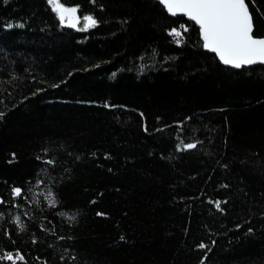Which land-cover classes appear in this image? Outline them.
Here are the masks:
<instances>
[{
    "label": "trees",
    "instance_id": "16d2710c",
    "mask_svg": "<svg viewBox=\"0 0 264 264\" xmlns=\"http://www.w3.org/2000/svg\"><path fill=\"white\" fill-rule=\"evenodd\" d=\"M61 3L0 0V264H264V64L157 0Z\"/></svg>",
    "mask_w": 264,
    "mask_h": 264
},
{
    "label": "snow or ice",
    "instance_id": "6c2138e0",
    "mask_svg": "<svg viewBox=\"0 0 264 264\" xmlns=\"http://www.w3.org/2000/svg\"><path fill=\"white\" fill-rule=\"evenodd\" d=\"M48 3L61 22H64L67 16L69 24L76 26L79 21L76 16L78 8L65 7L61 0H48ZM160 3L164 4L172 15L183 12L195 21L200 26L204 47L217 53L224 64L236 68L256 63L264 64V38H255L253 35V16L246 0H160ZM83 19L86 23L82 30L95 27L98 23L91 15L84 16ZM170 34L180 36L176 29ZM195 147L197 145L193 143L183 145L184 150ZM15 192L19 195L20 189H15ZM52 204H55L54 197ZM216 207H220V202H216ZM199 247L205 248L207 245L201 244ZM16 258L23 259L22 256ZM0 259L12 260L13 256L7 254Z\"/></svg>",
    "mask_w": 264,
    "mask_h": 264
},
{
    "label": "water",
    "instance_id": "95a60500",
    "mask_svg": "<svg viewBox=\"0 0 264 264\" xmlns=\"http://www.w3.org/2000/svg\"><path fill=\"white\" fill-rule=\"evenodd\" d=\"M157 1H159L160 2V0H157ZM162 4V3H161ZM164 7H165V5L164 4H162ZM166 8V7H165ZM166 10H167V8H166ZM168 11V10H167ZM169 12V11H168ZM171 14V13H170ZM172 15V14H171ZM176 15H184L185 17H187L189 20H191L190 18H189V16L188 15H186V14H184L183 12H177L176 13ZM191 21H193V20H191ZM193 22H195V21H193ZM196 23V22H195ZM197 24V23H196ZM198 25V24H197ZM199 26V25H198ZM199 29H200V26H199ZM200 35H201V38H202V41H203V37H202V34H201V30H200ZM255 38H264V37H257V36H254ZM203 44H204V41H203ZM205 48V47H204ZM206 49V48H205ZM206 50H208V51H210V52H212V53H214L218 58H219V56H218V54L217 53H215V52H213V51H211V50H209V49H206ZM219 60H220V58H219ZM221 61V60H220ZM222 62V61H221ZM222 64H224L223 62H222ZM224 65H226V64H224ZM226 66H230V67H233L232 65H226ZM244 66H249V65H244ZM234 68H236V67H234Z\"/></svg>",
    "mask_w": 264,
    "mask_h": 264
},
{
    "label": "rangeland",
    "instance_id": "374dc122",
    "mask_svg": "<svg viewBox=\"0 0 264 264\" xmlns=\"http://www.w3.org/2000/svg\"><path fill=\"white\" fill-rule=\"evenodd\" d=\"M68 8H72V7H68ZM76 16L78 17V14H77V13H76ZM58 18H59V17H58ZM59 20H60V19H59ZM81 21H82V20L79 18V21L76 23V26H75V27L80 26ZM60 23L63 24V25H69V26H71V25L69 24V22H68V17H67V16L65 17L64 22H61V20H60ZM84 23H86V22L84 21Z\"/></svg>",
    "mask_w": 264,
    "mask_h": 264
}]
</instances>
